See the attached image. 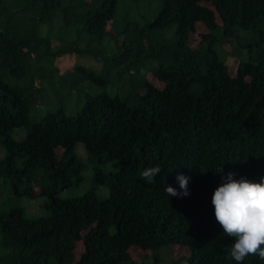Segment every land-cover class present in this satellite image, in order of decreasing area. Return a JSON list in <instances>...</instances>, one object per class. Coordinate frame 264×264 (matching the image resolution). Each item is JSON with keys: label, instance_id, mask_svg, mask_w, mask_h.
<instances>
[{"label": "trees", "instance_id": "trees-1", "mask_svg": "<svg viewBox=\"0 0 264 264\" xmlns=\"http://www.w3.org/2000/svg\"><path fill=\"white\" fill-rule=\"evenodd\" d=\"M120 1L0 0V189L40 195L47 209L0 211V264H133L132 247L177 244L190 246L188 264H236L211 200L229 172L264 177V52L233 70L191 44L218 30L263 36L264 0H158L154 20L121 33V52L108 57L102 46ZM88 53L102 58L101 73L54 67L60 56ZM111 74L116 94H88L67 114L62 98L87 81L107 87ZM20 128L26 136L16 140ZM79 143L94 185L63 196L86 181ZM109 164L116 168L105 171ZM155 166L162 171L149 184L141 173ZM180 174L191 177L190 195L170 197L164 189L180 190Z\"/></svg>", "mask_w": 264, "mask_h": 264}, {"label": "rangeland", "instance_id": "rangeland-1", "mask_svg": "<svg viewBox=\"0 0 264 264\" xmlns=\"http://www.w3.org/2000/svg\"><path fill=\"white\" fill-rule=\"evenodd\" d=\"M161 9V2L156 1H141L134 2L131 0H121L117 7L115 18L109 23L107 28V36L103 42V50L105 56H115L121 52L119 48L120 34L124 33L132 25H144L147 22L154 20ZM62 22H56L51 35L58 38L59 30ZM123 36V35H122ZM125 41V40H124ZM238 43L241 45L238 47ZM191 47L199 50L209 56L216 55L223 60L230 69H236L240 62L249 61L251 58H256L260 53L264 52V35L256 33L253 30L236 29L233 38L226 37L223 30L216 32L215 38L203 40L198 34L193 39ZM97 50V48H94ZM238 51V54L235 52ZM90 53H93L92 51ZM62 56L56 58L54 67L59 68L62 72L71 68L74 65L87 67L101 73L103 68V60L94 54H84L81 56L67 55L64 60ZM64 57V56H63ZM63 63V64H62ZM110 83L107 87H97L96 85L85 82L80 87V90L73 94L69 99L62 98V103L65 105L67 114L77 113L86 102L88 94L96 95L101 91H107L111 94L117 93V86L114 84L112 74L109 76ZM58 108V105L53 106V109ZM33 115V113H32ZM16 140H22L26 136L24 128L17 129L14 132ZM77 153L82 162L87 166L84 172L86 181L83 184H76L75 188H70L61 192L63 196L77 195L91 188L94 184L91 179L94 175L92 165L89 163L86 155L85 146L79 143ZM6 154V150L0 146V161ZM115 164L106 166L105 171L115 169ZM1 182V179H0ZM14 185L7 183V186H2L0 189V211L7 212L14 207H22L25 212L32 217L45 216L47 209L44 206V197L37 195L35 197L17 196L12 193ZM39 187H36L38 190ZM98 192L102 197H106L109 191L104 187H98ZM4 202V203H3ZM6 253L0 246V258ZM131 256L134 260L133 264H188L192 256V251L189 245L177 244L164 246L159 250H143L138 247L131 248Z\"/></svg>", "mask_w": 264, "mask_h": 264}, {"label": "clouds", "instance_id": "clouds-1", "mask_svg": "<svg viewBox=\"0 0 264 264\" xmlns=\"http://www.w3.org/2000/svg\"><path fill=\"white\" fill-rule=\"evenodd\" d=\"M161 171L159 166L148 167L141 177L151 184ZM218 172L222 173L223 168ZM236 176V173L229 172L211 200L216 222L223 234L234 240L227 259L236 264H243L249 256L264 260V177L253 181L246 177L237 179ZM190 180L191 177L180 174L177 176L180 190L172 186L164 190L170 197L189 196Z\"/></svg>", "mask_w": 264, "mask_h": 264}]
</instances>
